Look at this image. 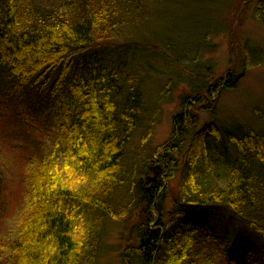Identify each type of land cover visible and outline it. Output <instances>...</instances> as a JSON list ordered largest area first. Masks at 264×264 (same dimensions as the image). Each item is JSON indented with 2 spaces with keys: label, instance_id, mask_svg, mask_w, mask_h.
Masks as SVG:
<instances>
[{
  "label": "trees",
  "instance_id": "1",
  "mask_svg": "<svg viewBox=\"0 0 264 264\" xmlns=\"http://www.w3.org/2000/svg\"><path fill=\"white\" fill-rule=\"evenodd\" d=\"M187 1L188 13L205 4ZM160 4L164 0H0V118L27 146L23 194L12 214L0 208V264H95L107 221L126 224L134 215L133 242L120 251L121 264H218L207 248L191 252L198 223L186 221L176 239L163 235L169 194L171 218L198 210L214 215L208 217L216 227L200 234L202 241H227L237 264H264V132L238 125L223 136L211 122L189 128L235 78L228 71L208 80L194 65L198 47L210 48L213 26L201 29L204 12L193 29L202 33L200 42L179 50L173 30L155 23ZM257 9L264 24L263 0ZM236 53L239 72L264 62V51L248 42ZM153 62L166 65L165 78V70L153 80L145 76ZM180 84L188 91L179 95L170 134L150 148L161 105ZM138 136L143 152L156 155L162 176L149 178L138 164ZM207 137L216 147L200 150ZM179 168L174 192L170 180ZM4 183L0 164V201ZM161 243L165 258L158 260Z\"/></svg>",
  "mask_w": 264,
  "mask_h": 264
},
{
  "label": "rangeland",
  "instance_id": "2",
  "mask_svg": "<svg viewBox=\"0 0 264 264\" xmlns=\"http://www.w3.org/2000/svg\"><path fill=\"white\" fill-rule=\"evenodd\" d=\"M260 1L204 0L205 4L203 8L199 9L196 14L193 10H190L189 12L191 13H188V9L185 6L190 5L191 2L187 0L180 2L178 5L176 3L171 4L172 2L169 0H164V4L155 7V11L161 17L159 21L151 17V21H157L155 23L158 24L159 30H173L172 38L177 42L176 49L179 50L190 49L195 40L200 42V38L198 37H201L202 33L195 34L193 33V29L195 30L194 27L199 25L198 19L202 18L201 13H205V22L201 24V29L204 26H213L211 29L212 37L206 43L210 48L203 50L202 46L198 47L200 54L195 60L194 65L202 69L203 72H208V75H206L208 76V80L218 78L220 75L224 76L228 71L232 72V76L235 78L232 87L219 88V93L213 94L212 100H210V102L213 101L210 107L202 110L201 113H197L198 122L189 127L194 131L204 128L211 122L216 123L223 136H226V132L231 131L238 125H246L256 131L264 132V62L258 66L247 68L242 72L238 71V65L235 62L236 52L239 51L240 43L248 42L254 48L264 51V24L260 23L255 16L259 13L257 6ZM179 8H181V12ZM206 14L210 15L207 20ZM261 15L264 16V14L260 13L259 16ZM193 22L194 26H192ZM148 27L149 29L146 30L150 31L152 28L150 25ZM170 56L172 55L170 54ZM149 68L150 73H145V76L149 80L158 78L160 72L163 70H165L164 78L167 75L165 64L163 66L162 64L153 62L149 65ZM185 87H187L186 84L178 85V88L170 94L171 98L161 105L160 115L158 116L157 124L154 126L150 141V148L161 144L169 136L172 127V117L181 108L179 106V95L183 91H188V88ZM149 103L146 102L145 105L149 106ZM3 125L4 123L0 118V164H3L5 169V183L1 192L6 195V198L0 201V208L8 209V213L12 214L11 206L23 194V188L19 183L22 179L23 168L26 165L25 148L27 146L21 137L12 136ZM39 135H42L45 139L46 146H49L47 136L45 137L42 131L39 132ZM209 139L210 137L204 139V144L206 142L209 143ZM133 142L136 150L138 147H141L139 136L136 139L134 138ZM187 144L179 156L181 163L186 162ZM144 147H141L142 150L140 151L138 164L141 167H147V176H153L154 172L157 173L156 177L162 176L164 170L157 168V163L152 162L156 155L150 157L152 152H143ZM180 172L181 168L178 169V172L176 171L175 178L170 180L174 192L179 189L181 184ZM171 198L172 195L169 194L162 205V211H164L163 220L166 221L163 235L170 238H178L185 228L184 223L191 220L193 225L198 223L197 227L199 229L197 233V245L192 249V253L204 247L210 251L218 264H237L236 258L226 250L227 241H223L222 239H206L204 242L200 239V234H206V229L216 227L211 224L209 219V217H214V215H206L203 211L198 210L190 217L179 215L171 218ZM8 218V222L13 219L12 215H9ZM137 220V216L134 215L132 220L127 221L126 224H120L118 220L113 221L109 219L107 221L102 239V252L95 264H121L119 253L125 245L133 242L134 237L131 236L130 231H132V226ZM153 224L150 223L145 228L150 229ZM202 224L204 225L202 226ZM221 234L222 229L217 228L216 236L220 238ZM158 248L159 251L157 252L156 259L162 260L165 258L163 243Z\"/></svg>",
  "mask_w": 264,
  "mask_h": 264
},
{
  "label": "bare ground",
  "instance_id": "3",
  "mask_svg": "<svg viewBox=\"0 0 264 264\" xmlns=\"http://www.w3.org/2000/svg\"><path fill=\"white\" fill-rule=\"evenodd\" d=\"M205 45H206V44H205ZM209 146L214 147V148L216 147L214 144H211L210 142H209V143L206 142V144H201L199 149L202 150V149H205V148H207V147H209ZM197 158H199V157H197ZM199 159H201V158H199ZM153 161H154V160H152V162H153ZM157 165H158V164H157ZM159 166H160V165H159ZM161 169H162V168H161ZM155 173H156V172H155ZM156 174H157V173H156ZM148 177H149V178H155L156 175L154 174L153 176H151V177L148 176Z\"/></svg>",
  "mask_w": 264,
  "mask_h": 264
},
{
  "label": "water",
  "instance_id": "4",
  "mask_svg": "<svg viewBox=\"0 0 264 264\" xmlns=\"http://www.w3.org/2000/svg\"><path fill=\"white\" fill-rule=\"evenodd\" d=\"M156 167H157V168H160V166H159V165H157ZM154 174L156 175V173H155V172H154Z\"/></svg>",
  "mask_w": 264,
  "mask_h": 264
}]
</instances>
